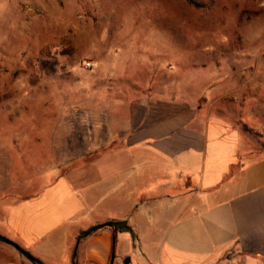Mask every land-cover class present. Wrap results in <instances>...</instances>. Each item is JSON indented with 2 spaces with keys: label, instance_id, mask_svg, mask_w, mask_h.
<instances>
[{
  "label": "rangeland",
  "instance_id": "rangeland-1",
  "mask_svg": "<svg viewBox=\"0 0 264 264\" xmlns=\"http://www.w3.org/2000/svg\"><path fill=\"white\" fill-rule=\"evenodd\" d=\"M158 96L264 157V0H0V200L90 172Z\"/></svg>",
  "mask_w": 264,
  "mask_h": 264
},
{
  "label": "crops",
  "instance_id": "crops-1",
  "mask_svg": "<svg viewBox=\"0 0 264 264\" xmlns=\"http://www.w3.org/2000/svg\"><path fill=\"white\" fill-rule=\"evenodd\" d=\"M161 109L158 96L111 129L90 172L0 200L11 264H264V157L224 120ZM118 222L132 234L105 226Z\"/></svg>",
  "mask_w": 264,
  "mask_h": 264
},
{
  "label": "trees",
  "instance_id": "trees-1",
  "mask_svg": "<svg viewBox=\"0 0 264 264\" xmlns=\"http://www.w3.org/2000/svg\"><path fill=\"white\" fill-rule=\"evenodd\" d=\"M114 228L117 232H127V233H131L132 234V229L125 223V222H118L114 224ZM96 231V228L91 229L89 231L83 232L79 235V240H82L86 235H90L93 232Z\"/></svg>",
  "mask_w": 264,
  "mask_h": 264
},
{
  "label": "water",
  "instance_id": "water-1",
  "mask_svg": "<svg viewBox=\"0 0 264 264\" xmlns=\"http://www.w3.org/2000/svg\"><path fill=\"white\" fill-rule=\"evenodd\" d=\"M105 226H108V227H114V224H107V225H105ZM101 227H104V226H101ZM86 236H88V235H86ZM4 241L7 242V243H10V242L7 241V240H4ZM79 241H80V240H79ZM78 246H79V243H77V245H76V248H75V255L77 254ZM115 258H116L115 253H113L112 256H111L110 264H114V262H115ZM130 261H131V259H130V258H127V259L124 261V264H130Z\"/></svg>",
  "mask_w": 264,
  "mask_h": 264
},
{
  "label": "built area",
  "instance_id": "built-area-1",
  "mask_svg": "<svg viewBox=\"0 0 264 264\" xmlns=\"http://www.w3.org/2000/svg\"><path fill=\"white\" fill-rule=\"evenodd\" d=\"M89 66H90V64H89Z\"/></svg>",
  "mask_w": 264,
  "mask_h": 264
}]
</instances>
